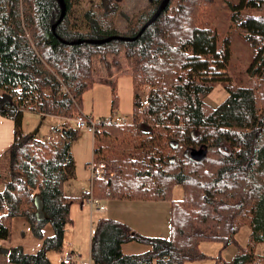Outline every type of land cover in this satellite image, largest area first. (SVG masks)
Wrapping results in <instances>:
<instances>
[{"label": "trees", "instance_id": "1", "mask_svg": "<svg viewBox=\"0 0 264 264\" xmlns=\"http://www.w3.org/2000/svg\"><path fill=\"white\" fill-rule=\"evenodd\" d=\"M162 1L148 0L118 30L122 0H101L85 13L89 31L81 33L70 25L71 0H65L67 11L55 31L61 15L57 0H0V115L15 123L9 176L0 193V242L10 238L14 217L27 218L36 235L46 222L55 232L37 254L11 248V261L50 264L46 252L61 250L66 227L73 223L72 206L89 198L86 193H65L76 174L71 141L78 131L59 129L68 139L63 145L39 140L23 132L24 114L75 119L84 93L96 83L94 59L100 56L102 65L112 70L121 69L123 56L136 91L133 119L128 125L102 124L93 137L94 162L118 166L116 178L94 181L95 198L157 201L166 197L156 190L159 177L172 186L195 181L208 195L171 200L169 238L144 236L117 220H98L92 264H197L210 257L200 248L203 242L235 246V257L225 264H264V256L256 253L264 244V0H170L134 42L65 43L136 37ZM232 27L250 50L245 71L249 79L243 85L231 82L224 72L238 36L228 34ZM107 56L113 57L112 64ZM104 82L114 92V113L115 83ZM221 82L227 98L212 107L205 99ZM142 87L149 88L146 104L138 94ZM123 163L134 167L137 193L121 189ZM167 166L181 170L168 171ZM189 166L210 167V177L188 173L184 168ZM37 195L44 204L42 220L35 215ZM244 226L250 228L246 246L236 238ZM129 242L151 249L125 255L122 245Z\"/></svg>", "mask_w": 264, "mask_h": 264}, {"label": "rangeland", "instance_id": "2", "mask_svg": "<svg viewBox=\"0 0 264 264\" xmlns=\"http://www.w3.org/2000/svg\"><path fill=\"white\" fill-rule=\"evenodd\" d=\"M71 2L73 6L68 16L71 27L78 32L87 33L89 29L85 21V13L89 11L91 6L99 4L101 0H71ZM147 3L148 0H122L121 6L123 14L118 17L116 22L118 30L125 29L127 16H132L135 12L146 6ZM252 13H254V11ZM232 33H236L235 27H232L228 32V34ZM236 34L240 36V38L235 36L232 61L224 72L227 71L225 76L229 78L231 82L243 85L247 83L249 79L245 71L249 61L250 50L246 48L245 44L242 42V35ZM122 52H124V50H122ZM95 59L93 61V69L96 83L90 90L84 93L80 112L93 119L122 118L128 124H131L136 91L131 81V66L129 62L122 56L120 57L121 69L114 67L112 70H107L100 62V56ZM107 59L109 63L112 64L113 57L107 56ZM105 79L115 83L116 95L118 96V108L114 113L112 112L114 92L112 86L104 82ZM148 92V87H142L138 92L144 104L147 103ZM226 98L227 91L225 84L221 82L217 84L205 101L210 106L217 107ZM66 122L69 128H74L78 131L76 139L71 141V152L75 161L76 174L69 184H66V187L68 186L66 192L68 190L67 194H70V186H73L74 190L76 188L78 189L76 191L78 193H76L75 197H79L82 195V190L85 189L88 191L92 185L87 165L89 166V164L94 161V139L93 135L88 133V131H80L78 129L75 119H68ZM54 126L57 127V125H55V120L51 118L30 113L24 114L22 130L25 134L34 135L39 140H52L63 145L68 139L60 135L59 130L56 131L57 129H55L56 127ZM101 162L111 165L110 162ZM121 168V181L119 182L121 189L126 192L133 191L137 193L139 189L138 184L135 183V170L133 165L130 163H123ZM184 169L188 171V173L204 180H207L211 173V168L208 166L194 168L189 166ZM166 170L177 172L181 170V167L167 166ZM8 176L9 167H7L6 163L5 166L2 167L0 163V193L5 189ZM157 181L159 184L156 190L160 193L164 192L166 194L165 198L157 201H137L132 204L126 200H120L119 198H103L100 199V203L101 205H105L107 207L106 210H108L105 215L103 214V217L108 218L113 216L123 219L128 226H140L150 233L153 232V234H156L158 237L170 236L168 218L170 217L171 200L189 198L204 199L208 195V189L201 187V185L195 181L186 183L184 187L180 185L172 186L160 177ZM101 215L97 213H94L93 216L91 215L88 200H86L83 205H73L70 211V218L73 223L66 227L61 250L49 249L46 252L50 264H62L63 254L71 249L74 250L76 254L75 264H89L91 227L95 228L97 226V222ZM10 231V238L7 241H1L0 247L9 250L14 247H21L27 254H37L43 249L45 241L55 234L50 222H46L40 230L41 235H36L31 223L25 217H14L10 222ZM249 234V226H244L236 237L240 245L246 246ZM69 245H71V247H69ZM200 248L203 253L210 257L197 264H225L226 262L232 261L237 253V248L235 246L223 248L222 244L216 242H203L200 244ZM256 253L258 255H264V244L257 246ZM0 264L23 263L11 261L9 255H0Z\"/></svg>", "mask_w": 264, "mask_h": 264}, {"label": "crops", "instance_id": "3", "mask_svg": "<svg viewBox=\"0 0 264 264\" xmlns=\"http://www.w3.org/2000/svg\"><path fill=\"white\" fill-rule=\"evenodd\" d=\"M26 113L35 114L32 112H26ZM35 115L41 116L39 114H35ZM41 117H47V118H51V119L55 120V125H57V127L56 126H54V127H56L55 129H57L56 131H58L59 129L63 130L66 128V126H67V128H69L68 124L66 122L67 119H64L62 117H55V116H41ZM14 139H15V123H14V121L8 117L0 115V163H1L2 167L5 166V163H6L7 167H9V159H8L9 158V151H10V148H11L13 142H14ZM3 161H4V163H3ZM87 164H89V163H87ZM87 167H88V165H87ZM90 179H91V176H90ZM67 184H69V182ZM66 188H68V186L67 187L65 186V193L68 196L75 197L76 193H78V192H76L78 190L77 188L74 190L73 186H70L71 192H70V194L69 193L67 194L68 190L66 192ZM93 188H94V184H93ZM73 191H75V192H73ZM85 192H86V190L84 189V190H82L81 193L83 194ZM139 195H141V194H139ZM114 198H119L120 200L121 199L126 200L130 204L135 203L137 201H143V200L153 201V200H146V199L135 198V197L133 199H125V198H121L120 196H117V195ZM110 199H112V198H110ZM106 209H107V207H106ZM107 212H108V210H106V212L103 214L105 215ZM103 214L102 215L100 214L101 217L99 218V220L100 219H113V220H117V221L122 222V223L127 225V223L123 219L116 218L113 216L107 218V217H103ZM168 225L170 228V217L168 218ZM129 227L132 228L134 231H136V232H138L144 236L158 237V236H156V234H153V232L150 233L147 230H144L143 228H141L140 226H134V227L129 226ZM169 237L170 236L162 237V238H169ZM90 238L92 240V236ZM69 247H71V245H69ZM150 249H151L150 246H147V245H144V244H141L138 242H129V243H125L122 245V252L125 255H139V254H143V253L148 252ZM72 251H74V250H72ZM74 253H75V251H74ZM90 258H91V253H90Z\"/></svg>", "mask_w": 264, "mask_h": 264}, {"label": "built area", "instance_id": "4", "mask_svg": "<svg viewBox=\"0 0 264 264\" xmlns=\"http://www.w3.org/2000/svg\"><path fill=\"white\" fill-rule=\"evenodd\" d=\"M75 121L77 122V126L80 131H88V133L92 134L93 136L98 130V127L102 124H125L123 119H93L85 116L82 113H80V115L75 118ZM88 168L90 171L92 185L90 190L86 191V194L89 196L88 203L90 205L91 214L104 213L106 211V207L101 205L100 200L94 197L93 184L97 179L115 178V176H117L118 166L112 164L110 165L109 163L105 162L95 163L92 161ZM91 235H95V228H91ZM62 262L63 264H75L76 256L74 251L69 250L64 253ZM89 264H92L91 259Z\"/></svg>", "mask_w": 264, "mask_h": 264}, {"label": "water", "instance_id": "5", "mask_svg": "<svg viewBox=\"0 0 264 264\" xmlns=\"http://www.w3.org/2000/svg\"><path fill=\"white\" fill-rule=\"evenodd\" d=\"M59 7L61 9V15L59 17V20L57 21V23L53 26V31H55L56 27L60 24V22L63 20V18L65 17L66 11H67V6H66V2L65 0H57ZM170 0H163L161 5L159 6L158 10L156 11V13L153 15V17L143 26V28L141 29V31L139 32V34L136 37H124V36H112L109 38H105V39H101V40H94V39H87V40H77V41H73V42H65L67 44H82V43H90V44H105V43H109L111 41L114 40H120V41H125V42H134L136 41L139 36H141L143 34V32L160 16V14L167 8L168 4H169ZM34 204L36 207V218L38 220H42L46 217L45 212H44V204L42 201L41 196L37 195L34 198ZM10 250L6 249L4 247H0V255H9Z\"/></svg>", "mask_w": 264, "mask_h": 264}]
</instances>
